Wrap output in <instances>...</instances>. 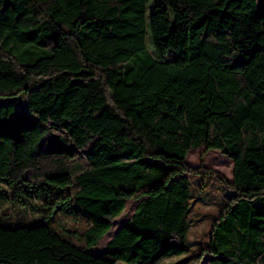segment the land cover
I'll list each match as a JSON object with an SVG mask.
<instances>
[{
  "label": "trees",
  "instance_id": "16d2710c",
  "mask_svg": "<svg viewBox=\"0 0 264 264\" xmlns=\"http://www.w3.org/2000/svg\"><path fill=\"white\" fill-rule=\"evenodd\" d=\"M20 94L26 110L1 101ZM202 146L234 171L229 182L209 170L232 191L199 264L264 263V0H0V185L69 187L85 221L81 243L0 223V263L188 254L185 175L207 171L187 156Z\"/></svg>",
  "mask_w": 264,
  "mask_h": 264
},
{
  "label": "rangeland",
  "instance_id": "374dc122",
  "mask_svg": "<svg viewBox=\"0 0 264 264\" xmlns=\"http://www.w3.org/2000/svg\"><path fill=\"white\" fill-rule=\"evenodd\" d=\"M1 101L16 103L20 108L26 110L23 94L13 98H4ZM187 162L194 167H203L207 171L206 174L201 175H185L190 181L193 194L190 252L186 255L170 257L161 264H199V258L195 253L202 246L201 242L208 240L211 225L223 209L228 195L232 191L215 174L209 173L213 170V172L223 175L227 181H233L234 163L221 151L207 150L205 146L194 148L189 151ZM37 189L36 194H39L35 195L26 194L24 188L18 186L17 182L7 181L0 185V223L12 228L46 223L52 229L67 235V237L71 236L77 243H81V232L85 221L77 218L74 212L71 213L72 201L69 197H65L71 192V188L62 189L51 186L48 182H41ZM137 203L138 201L135 199L127 201L122 215L115 220L111 230L93 248L95 254H100L103 251L107 241L132 216ZM205 261L206 259L202 261V264ZM119 264L128 263L120 262Z\"/></svg>",
  "mask_w": 264,
  "mask_h": 264
},
{
  "label": "crops",
  "instance_id": "0c3cea01",
  "mask_svg": "<svg viewBox=\"0 0 264 264\" xmlns=\"http://www.w3.org/2000/svg\"><path fill=\"white\" fill-rule=\"evenodd\" d=\"M232 161V160H231ZM233 162V161H232Z\"/></svg>",
  "mask_w": 264,
  "mask_h": 264
}]
</instances>
